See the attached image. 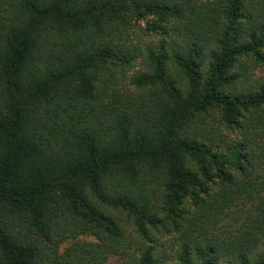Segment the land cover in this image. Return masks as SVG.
Wrapping results in <instances>:
<instances>
[{
    "label": "trees",
    "instance_id": "obj_1",
    "mask_svg": "<svg viewBox=\"0 0 264 264\" xmlns=\"http://www.w3.org/2000/svg\"><path fill=\"white\" fill-rule=\"evenodd\" d=\"M113 254L264 264V0H0V264Z\"/></svg>",
    "mask_w": 264,
    "mask_h": 264
},
{
    "label": "rangeland",
    "instance_id": "obj_2",
    "mask_svg": "<svg viewBox=\"0 0 264 264\" xmlns=\"http://www.w3.org/2000/svg\"><path fill=\"white\" fill-rule=\"evenodd\" d=\"M134 40L135 42L139 45V46H146L147 44H154L156 43L158 40H159V37L158 36H154V35H138V36H134ZM129 231H132V229H128ZM130 234V232L128 233ZM159 241L161 243H163L164 245L167 246V243H166V238L165 237H159ZM82 240H86V241H96V239H94L93 237L91 236H83L81 237ZM177 246L176 245H172V248L170 249V247H168V252L170 253V255H173L174 251H173V248H176ZM169 262L170 261H173L175 262V259H173V257H170L169 259ZM125 261V257L124 255H121V254H113L110 256V258L104 263V264H122L123 262Z\"/></svg>",
    "mask_w": 264,
    "mask_h": 264
}]
</instances>
